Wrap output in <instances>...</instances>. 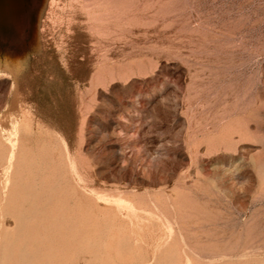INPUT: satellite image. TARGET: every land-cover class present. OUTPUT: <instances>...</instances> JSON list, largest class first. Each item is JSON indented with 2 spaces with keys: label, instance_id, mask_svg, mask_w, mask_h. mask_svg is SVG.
Segmentation results:
<instances>
[{
  "label": "rangeland",
  "instance_id": "obj_1",
  "mask_svg": "<svg viewBox=\"0 0 264 264\" xmlns=\"http://www.w3.org/2000/svg\"><path fill=\"white\" fill-rule=\"evenodd\" d=\"M6 5L0 264H264V0Z\"/></svg>",
  "mask_w": 264,
  "mask_h": 264
},
{
  "label": "crops",
  "instance_id": "obj_2",
  "mask_svg": "<svg viewBox=\"0 0 264 264\" xmlns=\"http://www.w3.org/2000/svg\"><path fill=\"white\" fill-rule=\"evenodd\" d=\"M22 7L15 6V7H9L6 5L2 11V22L0 24V47L5 48L8 52L10 48H22L24 40L21 41L19 38L15 39V37H19L21 34H27L29 35L31 33V27L27 26L25 23H21L19 18L20 12L18 11ZM13 9H16L13 11ZM15 15V16H14ZM14 38V39H13ZM0 71H6L9 72V66L8 62H3V60H0ZM2 79H8L10 80L8 74H3L0 76V80ZM180 251L175 252L172 255H166L164 251H160L155 255V263L154 264H186V260L189 262L188 264H194L193 261L195 258L192 256L186 254L184 251H181V248L179 247ZM163 250V248H162Z\"/></svg>",
  "mask_w": 264,
  "mask_h": 264
}]
</instances>
